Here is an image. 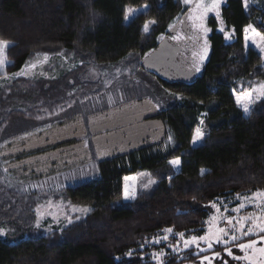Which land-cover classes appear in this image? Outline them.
Returning <instances> with one entry per match:
<instances>
[{
    "label": "trees",
    "instance_id": "1",
    "mask_svg": "<svg viewBox=\"0 0 264 264\" xmlns=\"http://www.w3.org/2000/svg\"><path fill=\"white\" fill-rule=\"evenodd\" d=\"M142 6L145 12L123 23L126 7ZM181 10V0H0V40L9 42L5 74H18L38 53H61L79 64L55 79L15 77L0 85V151L3 145L11 150L24 145L13 138L37 130L36 135L49 134L83 118L77 105L93 96L97 84L85 78L89 69L105 76L129 68L157 105L164 135L173 141L168 149L161 148V139L98 161L96 180L62 190L65 200L91 212L49 233L34 227L36 193H28L23 183H0V226L10 231L0 238V264H154L140 258L155 249L147 244L165 229L200 237L207 204L264 190V97L247 115L234 99L264 81L259 53L244 43L248 25L264 34V0H248L247 7L244 0H226L221 17L232 40L226 42L210 18L202 73L188 81L166 80L144 70L142 59L158 48ZM150 21L155 23L144 32ZM198 127L204 136L193 145ZM177 158L180 164L173 167L169 161ZM140 172L154 181L150 188L140 189ZM126 183L135 199L124 198ZM189 258L172 256L166 264Z\"/></svg>",
    "mask_w": 264,
    "mask_h": 264
},
{
    "label": "rangeland",
    "instance_id": "2",
    "mask_svg": "<svg viewBox=\"0 0 264 264\" xmlns=\"http://www.w3.org/2000/svg\"><path fill=\"white\" fill-rule=\"evenodd\" d=\"M225 1L226 0H221L220 9H219L220 11L219 18L216 17L215 12L208 13L207 17L205 18L204 25L206 28L209 29V31L205 35L203 31L199 29H195V30L193 29L192 21L188 19L189 13L191 11V5H185L183 3V0H181L182 10L179 16H177V18L171 23L170 25L171 27H169L168 33L159 38V42L161 43L167 41L168 43L173 42L178 46L183 45L185 47L186 50L185 52H187L190 55L191 62L193 63L192 68L195 71V76H199L202 73L204 64L208 59V55H209L208 39L211 33V29L209 25L210 18H213L216 21V31L222 34L224 36V39L226 33L228 34L229 38L225 39V41L230 42L232 40L231 38L232 33L227 30L221 17V8L224 6ZM260 7H262V3ZM128 9H132L134 11L131 14H128ZM145 11H146L145 6L137 7V8L126 7L123 17V23L125 24L129 23L137 14L143 13ZM126 14H128L129 16L127 20L125 19ZM221 27L224 28V31H220ZM142 30L144 31V26ZM246 35L249 37L247 44L245 41ZM174 36H178L179 39H173L172 37ZM205 40H207L208 52L204 61L200 63L198 56L194 60L193 53L194 52L199 53L201 51L202 47L204 46ZM244 43L247 48H252L253 50L259 53L261 57V67L264 68V53H262L260 49L255 44L252 43L251 30H249L247 33L244 31ZM45 55L47 54H41V53L36 54L32 59H30L27 62L25 67L16 75L5 74L4 72L5 66H4L3 69H0V85L12 80L15 77H28V78L40 77L48 80L55 79L61 73H63V71L70 70L74 66H77L78 64V63L77 64L73 63L71 57H66L64 54L61 53L57 55H47L48 60L46 62L41 63V61L44 60ZM148 55L149 54H147L145 57H147ZM194 63H200L199 71H196L194 67ZM31 64H36L37 65L36 68L29 70L27 66ZM144 70L151 72L148 69H144ZM85 78L91 82L96 81L97 84L96 87L92 89V91H95L93 96L86 102H82L81 104L79 103L77 105L81 109V114L85 120V121L83 120L84 123H86V121H88L89 118L94 119L104 113H108L111 111L113 112L116 109H120V107H127L135 101H141L143 99H147L153 103V99L151 98V96L146 97L144 95L145 93H143L146 90L144 84L138 78H133V76L131 77V71L129 70V68L125 69L122 73H119L118 70H115L114 73H111V75L106 74L105 76H103V72L99 73L97 69H89V72L87 73ZM262 82L264 81L254 83L253 86ZM253 86L244 92L235 93L234 94L235 102H236V97L238 95H243L246 92H250ZM253 96H255V93H253ZM254 103L250 105V108ZM154 105L157 106L156 104ZM238 107L242 110L240 106ZM76 111H78V107H76ZM243 114L247 115L244 112ZM79 118L83 119L82 117ZM58 123L59 122H57V124ZM62 125L64 124H61L58 127ZM38 132L40 131L37 130V132H34L35 134L31 133L25 136H19L13 138L12 141L19 142L25 138L40 136L38 134L36 135V133ZM169 136L170 135L167 134L163 136L161 140L162 142L161 148L168 149L169 147L172 146L173 141L172 138L171 140H169ZM198 142L199 140L196 143L193 142L192 143L193 145H196ZM86 145L89 146L88 143H86ZM4 146L5 145H3V148ZM3 148L1 149V151L3 150ZM89 150L91 151L90 146H89ZM76 161L77 160L75 159L70 161L65 160V163L63 162V165L62 167H60V169L57 170L54 169L52 170L51 173L46 174L45 176L40 177L39 179L28 180L29 177H26L27 175L24 174L21 175V173L18 174L17 172L13 173V171H6L0 159V171H1L0 183L3 186L5 184H9L12 187H15L16 185H18V183H23V185L25 186L24 189L28 191V193L29 192L31 193L32 191L36 193V197H35L36 205L33 208V214L35 217L34 227L41 230L44 233H49L53 230L62 229L68 226L74 221V218L84 217L87 214H89L92 210L90 207L77 206L71 204L69 201L65 200L62 197V190L64 187H67L72 183L76 184L84 181L96 180L99 177V173L97 170L98 158L94 154L92 155L91 161L79 162V163ZM137 180L141 190L148 189L154 184V183L149 184V181L150 180L153 181V180L150 179L149 175L145 172H140L137 175ZM252 194L244 195V196H251ZM244 196L235 195L225 199H218L214 202L207 204L206 210L208 211L209 216L205 225V233L202 236L207 234L209 228L208 221L213 216L221 217V219H218L217 221L218 227H227L226 221L222 217H229V216L236 217L237 213L232 212V209L237 207L241 202L246 203V207L245 209L242 210L241 214L257 211L248 202L238 199V197H244ZM213 204L216 205L215 208L212 207ZM80 208H88L90 209V211H88L87 213L74 211V209H80ZM217 208L220 209V212H217ZM225 208H227V211H224ZM69 219H71V223H69ZM37 224H39V227H37ZM0 231H3L5 233L4 235H0V238L2 239L5 238L7 234L10 233L9 229L3 225L0 226ZM164 236H167L168 239L164 240L163 239ZM191 237L192 235L184 236V239H190ZM157 240H159V243L156 242ZM147 246L150 248L155 247V249H152L147 254L141 256L140 259L145 261L147 260L148 257L149 260L152 261L154 264H166L168 261L171 260L172 256L177 257L178 260H182L188 258V256L190 255L192 256L193 259L189 258L188 262L182 264H201V261L204 256H208L209 258H211L212 264H224L225 261H227V264H245L244 261L233 260L232 257L227 255V252L225 250L226 247L231 248L234 255H243V253H241L239 249L234 246V244L230 243L227 246H225L223 244L214 243L213 247L211 249H208L207 244L201 241L199 247H197L195 244L185 247L184 240L181 239L179 234H174L173 232L168 233L164 231L161 236L150 241L147 244ZM200 248H204L205 251H200ZM217 252L219 253V257H214V254ZM160 253H164V255L160 256ZM194 257H197V259L195 260ZM204 264H207V261H205Z\"/></svg>",
    "mask_w": 264,
    "mask_h": 264
},
{
    "label": "snow or ice",
    "instance_id": "3",
    "mask_svg": "<svg viewBox=\"0 0 264 264\" xmlns=\"http://www.w3.org/2000/svg\"><path fill=\"white\" fill-rule=\"evenodd\" d=\"M185 5H191V11L189 13L188 19L192 21L193 29H199L207 34L209 31L208 28L204 25V20L207 17L208 13L215 12L216 17L220 16V4L221 0H183ZM245 7H247L248 0H244ZM134 10L128 9V14H131ZM128 14L125 15V19L129 18ZM149 23H155V21H150L144 25V31L149 30ZM223 23V22H221ZM171 27V26H170ZM249 30L252 32V43L255 44L262 53H264V34L258 32L252 25H248L244 31L247 33ZM220 31H224V28L221 27ZM173 39H179L178 36L172 37ZM229 36L226 33L225 39H228ZM249 37L245 36V41ZM9 47V42L6 40H0V69H3L6 63V49ZM208 45L207 40H205L204 46L202 47L199 53H193L194 60L198 56L199 62L202 63L207 56ZM48 60L47 55L44 56V60L41 63ZM200 63H194L196 71L200 70ZM36 64H31L27 68L34 69ZM23 74V73H21ZM255 93V96H253ZM71 95V93H70ZM261 97H264V82L259 83L253 86L250 92H246L243 95H238L236 97V103L240 106L245 114L250 113V105L256 100H259ZM68 107H72V104L69 103ZM63 110V106H61ZM203 124V121H201ZM204 136V132L201 128H197L195 134L192 138V142L196 143L198 140H201ZM171 140V136H169ZM169 163L173 167H177L180 164V159L170 160ZM203 174V170H201ZM126 177L125 180L127 181ZM154 183V181H149V184ZM147 187V185H146ZM124 198L135 199V193H130L127 183L124 188ZM242 201H246L251 204L257 211L241 214L242 210L245 209L246 203L241 202L237 207L232 209V212L237 213L236 217H222L226 221L227 227H218L217 221L221 217L213 216L208 221L209 228L207 234L204 236H192L190 239H184V234L179 233L181 239L184 240L185 247L195 244L199 247L200 242L207 244L208 249L213 247V244H223L227 246L228 244H234L235 247L239 249L243 255H234L231 248L226 247L227 255L232 257L236 261H244L245 264H264V190H257L251 196L238 197ZM213 208L216 207L215 204L212 205ZM74 211H80L87 213L90 211L88 208L74 209ZM227 211V208L224 209ZM217 212H220V209L217 208ZM71 223V219H69ZM39 227V224H37ZM173 230L171 228L165 229V232L171 233ZM3 231H0V235H4ZM164 240H167L168 237L164 236ZM159 243V240L156 241ZM200 251H205L204 248H200ZM155 255V254H154ZM164 253H160V256H163ZM214 257H219V253H215ZM207 261V264H212V259L208 256H204L201 264ZM227 264V261L224 262Z\"/></svg>",
    "mask_w": 264,
    "mask_h": 264
},
{
    "label": "water",
    "instance_id": "4",
    "mask_svg": "<svg viewBox=\"0 0 264 264\" xmlns=\"http://www.w3.org/2000/svg\"><path fill=\"white\" fill-rule=\"evenodd\" d=\"M175 62L173 46L167 41L162 42L159 47L150 53L147 57L142 60V67L153 72H157L158 75L166 80H169V73L172 69H177L178 65ZM184 70L180 68L179 75L186 81L192 80L195 77L194 69H187L186 73L182 74ZM116 112H108L100 115L96 118H89L87 126L91 135L97 134L92 138V144L95 149L110 148L114 146V143L121 136H125L123 139L125 142H132L133 148H136L135 144L144 145V141L157 135L158 139L161 140L164 133L165 127L160 119H157L158 109L149 100L143 99L141 101H135L128 107L121 108ZM145 113V114H144ZM114 114V115H113ZM113 115V116H112ZM102 118V120H98ZM103 122L104 126H101ZM109 122H114L113 125L109 126ZM112 126H125L120 132H108L111 131ZM86 131L83 119L79 118L71 123L64 124L52 131L49 134H42L40 136L29 137L24 141L21 151L37 150L43 146L55 145L56 143L67 141L72 138H80ZM46 144L41 145L43 142ZM40 144V145H38ZM83 143H78L76 146H82ZM66 150L58 149L50 153L51 157L57 156L61 151Z\"/></svg>",
    "mask_w": 264,
    "mask_h": 264
},
{
    "label": "flooded vegetation",
    "instance_id": "5",
    "mask_svg": "<svg viewBox=\"0 0 264 264\" xmlns=\"http://www.w3.org/2000/svg\"><path fill=\"white\" fill-rule=\"evenodd\" d=\"M161 44V43H160ZM159 44V45H160ZM173 46L174 49V57L175 62L178 65L177 69L170 70L169 73V80H183L186 81L183 77H181L178 73L180 68H182L184 71L182 74L186 73L187 69H192L189 64V59L186 57H183L181 52V47L176 45L175 43H170ZM159 47V46H158ZM153 72V71H151ZM155 75L159 76L157 72H153ZM160 77V76H159ZM128 107V106H127ZM124 108V107H121ZM120 108V109H121ZM116 109L113 112H118ZM114 113V114H116ZM113 114V115H114ZM145 114V113H144ZM112 115V116H113ZM157 119L158 116H156ZM102 120V118L98 119ZM84 122V121H83ZM87 122L84 123L86 131L80 138H72L67 141L56 143L55 145H45L41 148H38L37 150H31V151H21L19 149H7L3 148V150L0 152V159L2 161V164L6 171H13V173H21L24 175H27L26 177H29L28 180H34L39 179L40 177L45 176L46 174H49L52 172V170H57L62 167L63 162L65 163V160H77L76 162H87L92 160V155L94 154L98 161L104 160V159H112L115 157H123L126 154L135 152L140 150L141 148L145 147L146 145H155L160 142L157 135H153V137L147 139L144 141V145L140 146L141 144H135L136 148H133L134 144L132 142H125L123 139L125 136H121L119 139H117L114 143V146L110 148H100L95 149V147L92 144V138L95 137L97 134L91 135L89 128L87 126ZM114 122H109V126L113 125ZM103 122H101V126H104ZM113 128L111 131H103V133L108 132H120L125 126H112ZM27 139V138H25ZM23 139V140H25ZM22 140V142H24ZM83 143L82 146H76L78 143ZM47 142L41 143V145L46 144ZM86 143H91V151L89 150V146L86 145ZM40 145V144H38ZM22 148V147H20ZM66 150L61 151L58 153L57 156L51 157L49 154L52 153L55 150L58 149H64ZM24 170V171H22ZM23 172V173H22ZM25 172V173H24ZM43 173V174H40Z\"/></svg>",
    "mask_w": 264,
    "mask_h": 264
},
{
    "label": "crops",
    "instance_id": "6",
    "mask_svg": "<svg viewBox=\"0 0 264 264\" xmlns=\"http://www.w3.org/2000/svg\"><path fill=\"white\" fill-rule=\"evenodd\" d=\"M7 64V63H6ZM6 66V65H5Z\"/></svg>",
    "mask_w": 264,
    "mask_h": 264
}]
</instances>
